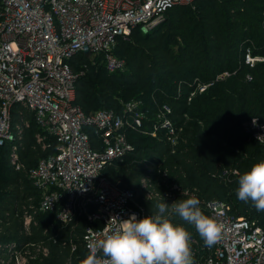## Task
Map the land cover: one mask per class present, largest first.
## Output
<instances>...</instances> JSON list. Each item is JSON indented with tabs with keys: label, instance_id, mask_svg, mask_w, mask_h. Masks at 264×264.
Returning <instances> with one entry per match:
<instances>
[{
	"label": "built area",
	"instance_id": "1",
	"mask_svg": "<svg viewBox=\"0 0 264 264\" xmlns=\"http://www.w3.org/2000/svg\"><path fill=\"white\" fill-rule=\"evenodd\" d=\"M193 1L0 0V145L13 142V168H24L39 189V202L24 213L18 239L1 247L0 264H50L52 248L59 243L68 251L65 264H75L82 254L83 259L88 255L90 241L102 239L133 215L137 220L151 215L140 199L172 203L177 193H189L176 180L169 181L164 161L156 163L164 177L160 180L153 162L146 164L139 179L142 191L120 186L104 172L135 150L128 130L153 136L161 132L170 152L176 153L185 122L175 120L168 102L158 106L149 127L137 99L124 102L120 111L85 112L75 102L83 70H75L71 60L80 54H103L110 72L123 70L125 60L115 53L120 37L127 38L138 24L159 22L170 7ZM260 62L264 54L247 45L242 63L254 68ZM235 72L222 70L211 81L196 77L188 102ZM246 79L253 80V74L247 72ZM14 109L20 115L15 123ZM32 120L39 127L35 145L45 154L25 167L14 141ZM244 129L250 140L264 144V115L248 119ZM237 172L236 167L223 166L217 176L227 183ZM202 202L209 217L224 228L211 247L191 234L194 264H264V221L236 215L222 199Z\"/></svg>",
	"mask_w": 264,
	"mask_h": 264
},
{
	"label": "trees",
	"instance_id": "2",
	"mask_svg": "<svg viewBox=\"0 0 264 264\" xmlns=\"http://www.w3.org/2000/svg\"><path fill=\"white\" fill-rule=\"evenodd\" d=\"M146 25V30L142 29L143 23L138 24L127 38H119L115 53L125 60L123 70L110 72L103 54L93 57L80 54L71 60L75 70L87 65V71L76 81L75 102L85 112L99 108L120 111L128 99L115 96L114 89L132 93L130 98L143 100L147 109L141 106L148 116L145 127L150 126L149 119L158 106L168 102L175 120L185 122L187 143L181 142L176 153H171L170 145L161 138L163 133L153 136L128 130L135 150L125 162L115 161L104 172L120 186L142 191L139 179L146 164L153 162V173L160 180L164 177L156 163L164 161L169 181L176 180L189 193H177L172 203L140 201L151 215L158 212V203L168 204L166 216L200 240L193 225L171 213L173 203L195 196L200 201L198 207L209 216L202 201L222 199L231 203L236 215L263 222L264 210L258 211L251 200H239V186L223 182L217 173L223 166H232L242 175L254 163L264 160V144L250 140L244 129L248 119L264 115V62L254 68L242 63L245 47L251 43L255 53L264 54V0H194L168 8L162 20ZM225 69L236 72L215 81L188 102L196 77L211 81ZM247 72L253 74V80H246ZM19 116L14 109L13 123ZM189 119L193 122L191 128L186 125ZM30 125L21 139L14 141L25 167L34 165L45 154L35 145L38 125L33 120ZM12 144L9 141L0 145V249L10 240L18 239L24 213L39 202V189L25 169L16 170L11 164ZM81 251L85 256V250ZM67 253L61 243L53 246L50 264H65ZM82 260L83 254L77 262L81 264Z\"/></svg>",
	"mask_w": 264,
	"mask_h": 264
},
{
	"label": "clouds",
	"instance_id": "3",
	"mask_svg": "<svg viewBox=\"0 0 264 264\" xmlns=\"http://www.w3.org/2000/svg\"><path fill=\"white\" fill-rule=\"evenodd\" d=\"M238 185L239 200H251L258 211L264 210V160L242 174ZM199 204L192 196L173 203L171 213L193 225L205 246L211 247L220 240L224 226L205 215ZM156 208V214L139 220L133 215L102 239L90 241L81 264H194L191 233L166 216L168 204L161 202Z\"/></svg>",
	"mask_w": 264,
	"mask_h": 264
},
{
	"label": "rangeland",
	"instance_id": "4",
	"mask_svg": "<svg viewBox=\"0 0 264 264\" xmlns=\"http://www.w3.org/2000/svg\"><path fill=\"white\" fill-rule=\"evenodd\" d=\"M147 25H144L143 27H142V29L143 30H146L147 29V27H146ZM86 66L87 65H81V67L79 66V68L77 69V71H80V70H83V73L82 74H84L86 71H87V69H85L86 68ZM91 67H93L94 68V66L93 65H91ZM81 74V75H82ZM102 77V76H101ZM100 77V78H101ZM247 80V79H246ZM114 94H115V96H120L119 98H121L122 99V97H123V100H124V98H126V99H128L127 101H130V100H133L134 98H130V97H133V95H132V93H127V92H124L123 90H120V89H114ZM127 94V95H126ZM139 102H140V104H141V106L143 107V108H145L144 106H143V100H141V99H137ZM149 105H147V107H148ZM151 107V106H150ZM142 108V109H143ZM145 110H147L146 108H145ZM92 111H94V110H92ZM189 117V116H188ZM20 124L22 125V123L20 122ZM186 125H188V126H190V128H191V126H193V122H192V120L191 119H189L188 120V122L186 121ZM190 128H189V131H190ZM190 133H191V131L189 132V135H190ZM184 135V136H183ZM182 137H183V139L181 140V142H185V143H187V130L185 131V127H184V129H183V132H182V135H181ZM186 137V138H185ZM113 175H115L116 176V179L117 180H120L119 179V177H117V175L114 173ZM241 176V171L238 169V172L237 173H233V175H232V177H231V183L232 184H237L238 185V180H239V177ZM239 186V185H238Z\"/></svg>",
	"mask_w": 264,
	"mask_h": 264
}]
</instances>
